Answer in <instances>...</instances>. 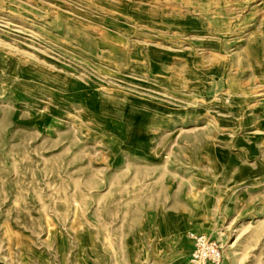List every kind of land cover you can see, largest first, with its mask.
<instances>
[{"label": "rangeland", "instance_id": "1", "mask_svg": "<svg viewBox=\"0 0 264 264\" xmlns=\"http://www.w3.org/2000/svg\"><path fill=\"white\" fill-rule=\"evenodd\" d=\"M192 234L264 264V0H0V264Z\"/></svg>", "mask_w": 264, "mask_h": 264}, {"label": "built area", "instance_id": "2", "mask_svg": "<svg viewBox=\"0 0 264 264\" xmlns=\"http://www.w3.org/2000/svg\"><path fill=\"white\" fill-rule=\"evenodd\" d=\"M191 236L195 243L191 264H213L221 259L222 252L216 242L202 234H192Z\"/></svg>", "mask_w": 264, "mask_h": 264}, {"label": "bare ground", "instance_id": "3", "mask_svg": "<svg viewBox=\"0 0 264 264\" xmlns=\"http://www.w3.org/2000/svg\"><path fill=\"white\" fill-rule=\"evenodd\" d=\"M237 72V71H236ZM230 78V77H229ZM239 81V80H238ZM238 87H240V86H238ZM237 89V88H236ZM235 94V93H234ZM249 94V93H248ZM241 95H243V94H241ZM257 95V94H256ZM243 100H245V99H243ZM258 100V99H257ZM260 103V102H259Z\"/></svg>", "mask_w": 264, "mask_h": 264}]
</instances>
